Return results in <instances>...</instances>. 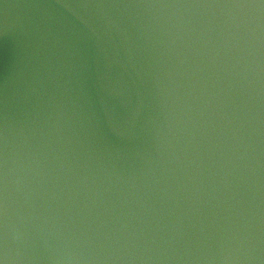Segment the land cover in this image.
<instances>
[{"label":"water","instance_id":"obj_1","mask_svg":"<svg viewBox=\"0 0 264 264\" xmlns=\"http://www.w3.org/2000/svg\"><path fill=\"white\" fill-rule=\"evenodd\" d=\"M0 264H264V0H0Z\"/></svg>","mask_w":264,"mask_h":264}]
</instances>
